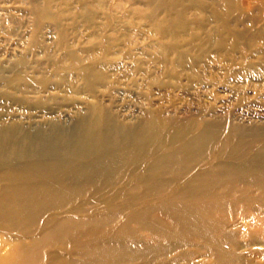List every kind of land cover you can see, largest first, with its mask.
<instances>
[{
	"label": "bare ground",
	"instance_id": "obj_1",
	"mask_svg": "<svg viewBox=\"0 0 264 264\" xmlns=\"http://www.w3.org/2000/svg\"><path fill=\"white\" fill-rule=\"evenodd\" d=\"M27 1L36 27L54 13ZM202 2L239 42L237 25L264 10ZM19 65L0 66V87L23 97L0 102L36 91ZM140 127L101 108L68 125L0 116V264H264V122Z\"/></svg>",
	"mask_w": 264,
	"mask_h": 264
},
{
	"label": "rangeland",
	"instance_id": "obj_2",
	"mask_svg": "<svg viewBox=\"0 0 264 264\" xmlns=\"http://www.w3.org/2000/svg\"><path fill=\"white\" fill-rule=\"evenodd\" d=\"M161 1L150 12L148 0H51L54 13L36 27L27 0H0V66L22 61L16 67L36 90L22 104L1 101L0 116L68 125L101 108L137 130L264 122V10L253 7L237 25L239 42L204 1ZM0 94L24 95L10 87ZM240 144L227 148L240 152Z\"/></svg>",
	"mask_w": 264,
	"mask_h": 264
}]
</instances>
